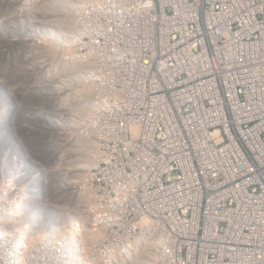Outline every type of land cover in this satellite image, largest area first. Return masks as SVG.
<instances>
[{
    "label": "built area",
    "instance_id": "built-area-1",
    "mask_svg": "<svg viewBox=\"0 0 264 264\" xmlns=\"http://www.w3.org/2000/svg\"><path fill=\"white\" fill-rule=\"evenodd\" d=\"M24 24L36 77L48 49L76 66L87 115L0 176V264H264V0H24ZM58 130L93 165L60 170L51 220Z\"/></svg>",
    "mask_w": 264,
    "mask_h": 264
},
{
    "label": "rangeland",
    "instance_id": "rangeland-1",
    "mask_svg": "<svg viewBox=\"0 0 264 264\" xmlns=\"http://www.w3.org/2000/svg\"><path fill=\"white\" fill-rule=\"evenodd\" d=\"M22 1L9 5L5 0H0V12L12 7L19 9L20 5L23 6L20 4ZM2 4L8 6L1 8ZM4 18L7 20L4 21ZM3 19H0V176L14 170H20L23 174L24 171L29 172L25 168V150L35 155L34 158L39 159L40 163L43 161L46 164L40 149L48 147V143H45L49 139V131L42 130V124L46 128L52 125V121H44L38 115L45 114L46 110L41 108L42 93L33 85L35 82H31L38 71L39 57L34 54L40 48L31 46L28 75L24 78V14ZM51 186V192L56 193V187L52 183ZM48 192L51 193L50 190ZM49 209L51 214L53 210L56 212L55 217L50 216L51 219L64 214L61 209L52 207L45 208L43 213ZM44 217L48 216L44 214Z\"/></svg>",
    "mask_w": 264,
    "mask_h": 264
},
{
    "label": "bare ground",
    "instance_id": "bare-ground-1",
    "mask_svg": "<svg viewBox=\"0 0 264 264\" xmlns=\"http://www.w3.org/2000/svg\"><path fill=\"white\" fill-rule=\"evenodd\" d=\"M7 2V4L9 5H15L17 3L18 0H5ZM14 3V4H12ZM23 4L20 5L19 9L18 8H6L5 11H1L0 12V19L2 20L3 17H10L13 16L14 14H24V0L20 3ZM8 5H4L2 4L1 8L3 7H7ZM13 12V13H12ZM26 19L29 20V15H26ZM4 21L7 19H3ZM25 25V24H24ZM30 25V22H27V26L28 28H32ZM61 28L63 29V26L61 25ZM66 30H69L68 28H65ZM69 33V32H66ZM40 35V34H39ZM37 34H28V33H24V48L27 52V54H24V62H28L29 61V55L30 52L28 53V48H30L29 45H33L32 43H30V41H33V38L39 36ZM41 36V35H40ZM42 37V36H41ZM42 44V42H40ZM25 53V51H24ZM27 56V57H26ZM41 56V55H40ZM56 58V54L54 52L51 51V49L47 50V55H46V59L48 60L47 63H50V69L47 71L46 66L47 64H44L41 68L40 71V76L36 77L33 81L38 83V80H40L41 84L39 86H36L38 88V90L43 93L42 91H44L45 87L48 85L45 82L48 81V77L52 76V82H50V86H48V88L50 90H52L50 96L48 97V100H50L49 102H41V104L44 106L45 103L46 105H49L50 108H44V110L48 111V113L45 114H39L40 118L44 121H50L51 118H53L54 120H61L62 118L64 119L61 123L67 126H74L77 127L78 125L82 124L83 120L85 119L86 115H87V97L85 94L86 93L85 90V86L84 85H80L81 84V77L79 71H75L76 70V66L75 67H70L68 69H70V71L66 68L67 65H64L63 63L59 62L58 60H55ZM25 69V66H24ZM49 72V74H47ZM62 72V73H59ZM55 80V81H54ZM29 84V83H27ZM32 84V83H31ZM34 85V84H33ZM74 87V86H78L79 88L77 93L75 94V96L73 95V92H70V97L68 98L67 96L69 95L66 87ZM45 93V92H44ZM60 93V94H58ZM61 95V97L58 98L57 101H54L51 97H55V96H59ZM80 96V98H79ZM44 98V96H42ZM70 101V102H69ZM69 108V109H68ZM45 123V122H44ZM43 129L42 130H46L44 129V125L42 124ZM59 129V128H58ZM45 132H43L44 134ZM63 134L62 130H58L56 132V134L54 136L51 135V137H55L58 138L59 140H57V147L59 148L58 152H60V154L57 155L56 158V167H58V176L56 177V175H53L50 180L51 183L56 187V189L58 187H60V191H56V194L54 195L55 199L53 201L47 200L45 198V196H43V200L45 204H49L52 203L51 205H48L46 208L48 207H52V208H58L61 209L62 212H64V214L68 213L69 210H67L66 208V204L69 201L70 196H67V191L62 187V181H64L65 176L67 175L66 173L61 172L60 170H63L65 172H69L72 170V177H76L79 176V178L81 179L83 177V173L85 172V169H87L89 166L93 165V162L91 161V159L88 157V154L86 152V145L85 143L78 142V143H71L70 142V136L65 140L64 144H60V137ZM63 141V140H62ZM77 141V140H75ZM55 142V143H56ZM54 145V143H53ZM41 152L46 153L48 151V148H44V149H40ZM54 167V165H53ZM82 171V172H81ZM51 169L48 170L47 173H50ZM66 174V175H63ZM69 178V177H68ZM67 179V178H66ZM70 179V178H69ZM47 194H49L48 190L44 191ZM67 197H68V201H67ZM77 213V211H75ZM48 213V214H47ZM44 214H46L48 217H44ZM63 214V215H64ZM55 217L56 212L55 210H53V213H49V210L47 212H44L42 214V217L47 218V219H51L50 216ZM61 214V217L63 216ZM57 218V219H61ZM52 220V219H51Z\"/></svg>",
    "mask_w": 264,
    "mask_h": 264
}]
</instances>
